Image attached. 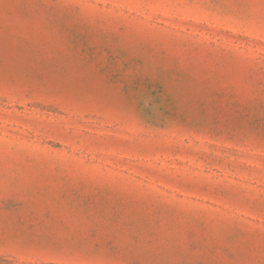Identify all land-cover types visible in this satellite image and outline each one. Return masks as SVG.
I'll list each match as a JSON object with an SVG mask.
<instances>
[{
	"label": "rangeland",
	"instance_id": "obj_1",
	"mask_svg": "<svg viewBox=\"0 0 264 264\" xmlns=\"http://www.w3.org/2000/svg\"><path fill=\"white\" fill-rule=\"evenodd\" d=\"M0 264H264V0H0Z\"/></svg>",
	"mask_w": 264,
	"mask_h": 264
}]
</instances>
